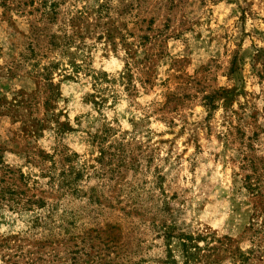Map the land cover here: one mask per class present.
Returning <instances> with one entry per match:
<instances>
[{"label":"rangeland","instance_id":"rangeland-1","mask_svg":"<svg viewBox=\"0 0 264 264\" xmlns=\"http://www.w3.org/2000/svg\"><path fill=\"white\" fill-rule=\"evenodd\" d=\"M63 147L86 191L53 211L36 160ZM64 210L36 264L180 263L170 222L264 264V0H0V264Z\"/></svg>","mask_w":264,"mask_h":264},{"label":"trees","instance_id":"trees-1","mask_svg":"<svg viewBox=\"0 0 264 264\" xmlns=\"http://www.w3.org/2000/svg\"><path fill=\"white\" fill-rule=\"evenodd\" d=\"M52 5V3L47 6L44 5V10L41 12V19H43V17H47L49 13L48 10ZM34 27H36V29L40 28L37 27V25H34ZM42 33H44V31H42ZM52 37L53 35H51L48 39L49 45L55 44V42L52 40ZM57 66L58 65H56V63L52 62L48 63L47 65H42L40 69H36V74L44 78H48L49 75L53 72V69L58 68ZM73 70L76 71V69ZM94 136L97 137V135ZM99 152L101 155V146H99ZM77 157L78 154L76 152L70 151L64 147L61 149H55L52 154H47L43 151L37 154L36 162L39 163L38 168L40 169V174L42 176H48L50 178L49 183H51L53 186L55 185L54 191L56 193L61 191V193L56 196L55 200L57 203L54 205L55 207H53V211H56V205L59 204L61 199H65L69 196L72 197L71 194L79 195V193H83L84 195L86 191H84L83 185H81L78 180L82 169L80 166L77 167L75 164L74 159ZM46 161L49 162L48 165H46ZM94 170L95 173L93 174L95 176L101 177L103 175V173L100 172L99 169ZM261 176V173L245 175L244 180L248 186L247 188L253 192H259L262 184ZM92 190L94 191V189ZM12 193L13 191H10L9 195ZM59 196L61 198L60 200H58ZM95 196H97V193L95 194ZM38 200L39 206L45 203L41 198H39ZM30 202L32 201L29 198H26L23 201V204L28 206ZM66 212L67 211L64 210V214L56 215L59 219L52 218L53 214L50 213L45 216H50L51 220H43L42 218H40V223L36 222L35 220L33 221L32 227L36 228V231H32L33 228H30V230H28L27 232L34 233L33 236H36V233L38 232L39 238H32V241L28 243L30 245V248L27 250L28 260L25 259L26 261H24V264H36L39 257H34V249H36V247L38 246L43 247V241L48 245L52 242H56V230L59 231L63 229V233L69 232L71 230L68 226V217L65 216ZM57 221L58 223L56 224ZM157 225L158 230L161 232L164 238L169 240L175 238L176 243L174 246L179 248V255L181 257V261L180 263H178V261L173 257L172 249L170 247H167L166 251L169 254V257H166V259L164 260V264H220L226 259H230L232 261V264H236L237 262L238 264H245L246 260H248L249 258V251H241L238 248H231L229 246L230 240L227 236L216 237L211 233H196L195 235V233L192 232H176V226L172 222L160 223ZM96 231L99 234L104 233L105 230L98 228ZM40 237L43 240H41ZM37 243H41V245L37 246ZM67 248H69L68 245ZM71 251L75 252L73 250ZM39 264L44 263L41 262Z\"/></svg>","mask_w":264,"mask_h":264}]
</instances>
